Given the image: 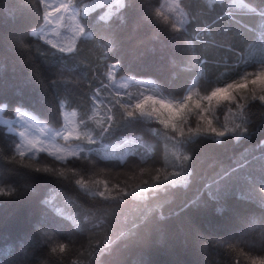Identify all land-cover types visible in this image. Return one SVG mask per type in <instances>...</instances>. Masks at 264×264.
I'll return each instance as SVG.
<instances>
[{"label": "trees", "instance_id": "obj_1", "mask_svg": "<svg viewBox=\"0 0 264 264\" xmlns=\"http://www.w3.org/2000/svg\"><path fill=\"white\" fill-rule=\"evenodd\" d=\"M180 3L183 26L160 10L161 0H122L107 16L106 6L98 7L81 16L85 33L68 52L35 33L44 19L41 0H0L4 114L24 106L56 129L64 109L88 117L112 62H119L118 74L154 77L178 98L195 84L209 90L224 82L222 74L264 57V0ZM261 96L264 87L251 80L241 90L239 133L187 132L181 144L191 171L176 184L151 183L164 149L162 139L151 138L155 122L144 116L114 107L108 124L142 130L154 146L145 157L130 154L123 161L121 167L138 163L127 174L93 170L85 149L99 137L79 138L80 155H33L19 152L17 133L0 122V264H264ZM108 133L106 140L115 134ZM113 178L120 183L109 188ZM139 179L145 186L136 191L131 180Z\"/></svg>", "mask_w": 264, "mask_h": 264}, {"label": "rangeland", "instance_id": "obj_2", "mask_svg": "<svg viewBox=\"0 0 264 264\" xmlns=\"http://www.w3.org/2000/svg\"><path fill=\"white\" fill-rule=\"evenodd\" d=\"M121 2L122 0H43L44 19L35 33L63 49L74 48L78 36L85 33L82 15H87L98 7L106 6L105 16H107L111 12L110 8ZM61 4L67 5V9H61ZM160 10L169 15L178 26H183L187 20V14L180 0H161ZM249 62V65L240 68L236 73L222 74L223 83L220 81L221 84L212 85L209 90L201 89L198 84H195L178 98L165 93L154 77L132 73L118 74V67L113 68L112 65L115 62H112L108 71L109 79L106 85L96 92L95 102L88 117L80 118L77 110L64 109V124L56 129L45 118L24 106H20L14 116L6 115L4 110L7 102H0V122L5 124L8 130L17 133V150L33 155L40 151L48 152L58 158L80 155L84 148L80 144L79 138L84 137L88 141H95L99 137L100 140L97 144L89 150L85 149L88 154L86 157L92 158L93 170H105L109 174L114 172V174H127L134 173L133 169L135 166L137 167L138 163L130 161L127 167H121L120 165H124L123 161L130 154L145 157L141 155L143 151L150 153L149 149L153 150L154 146L148 143L147 138L142 135V130L123 131L121 124L109 129L108 124L112 118L114 107L123 109L126 116L129 111L135 110L136 114L129 117L144 116L153 120L155 124L150 128L154 136L151 138L154 141L163 140L164 162L160 166L161 172L158 176L154 175L155 178L151 183L153 185H161L165 182L185 183L191 171L190 153L183 149L181 140L187 132L192 130L211 131L212 128L216 129L217 134L242 131L245 122L243 111L245 99L240 100L241 89L234 88L228 93L235 99H221L217 102L213 98L209 104L204 100V97L209 96L217 88H225L227 85L237 82L245 86L249 80H256L260 87H264V83H261L264 77L260 75L264 73V57ZM189 94L192 96L191 107L182 114V119L177 121V129L160 123V118L143 115L139 109H134L138 101L148 96L174 103L183 101ZM196 101H200L199 107L196 106ZM205 108L207 111H204ZM104 129L109 130L104 131ZM180 130L183 131V136L180 135ZM69 131L72 132V135L65 139ZM108 131L115 134L111 139L106 140L105 137L109 135ZM192 133L194 134V132ZM102 138L105 140L102 141ZM90 152L103 158V162H100L96 155L91 156ZM152 166L153 161L151 160L144 164V170L149 171ZM126 179L128 178L126 177ZM112 180V184L106 182L109 188H113L117 182L120 183L117 178ZM131 184L132 187H136V191L145 186L142 179L131 180Z\"/></svg>", "mask_w": 264, "mask_h": 264}, {"label": "snow or ice", "instance_id": "obj_3", "mask_svg": "<svg viewBox=\"0 0 264 264\" xmlns=\"http://www.w3.org/2000/svg\"><path fill=\"white\" fill-rule=\"evenodd\" d=\"M41 3H43V0H41ZM60 8L67 9V5L61 4ZM45 15L47 16L48 13L46 12ZM62 51H64V49H62ZM66 51L72 52L73 48L69 47ZM118 64L119 62L117 61L112 65V67L117 68ZM260 75L261 77H264V73H261ZM251 83L256 84L257 81L252 80ZM261 83H264V80H261ZM243 87L244 85L240 84L239 82L235 84H229L225 88L215 89L214 91H212V93L209 96L204 97V100L208 101L210 104L213 98H215L217 102H219L221 99H224V100L235 99L234 96L228 95V93L234 88H239L242 90ZM259 99L264 101V96H261ZM191 103H192L191 94L185 97L183 101L174 102V103L166 102L164 100L148 96V97H145L143 100L138 101L135 104L134 109H139L140 113L143 115H147L150 117L154 116V117L160 118V123L165 124V125H170L173 129H177V121L179 119H182V114L191 107ZM195 104L197 107H199L200 101H196ZM204 111H207V108H205ZM127 114L128 116H133L136 113H135V110H133V111H129ZM107 130L109 129H104V131H107ZM211 131L216 132V129L212 128ZM224 134H225L224 132L218 133V135L220 136H223ZM57 135H60V133H57ZM71 135H72V132L69 131L68 135L65 136V139H67L68 136H71ZM180 135L181 136L184 135L182 130H180ZM99 195L101 197H104L105 193L100 192Z\"/></svg>", "mask_w": 264, "mask_h": 264}]
</instances>
